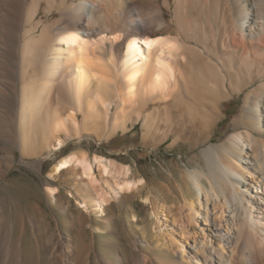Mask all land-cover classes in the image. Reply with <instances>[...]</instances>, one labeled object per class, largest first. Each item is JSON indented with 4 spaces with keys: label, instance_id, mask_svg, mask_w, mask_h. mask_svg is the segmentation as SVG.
I'll return each instance as SVG.
<instances>
[{
    "label": "bare ground",
    "instance_id": "1",
    "mask_svg": "<svg viewBox=\"0 0 264 264\" xmlns=\"http://www.w3.org/2000/svg\"><path fill=\"white\" fill-rule=\"evenodd\" d=\"M170 1L0 0V104L9 109V131L0 129V146L19 148L20 161L42 172L43 155L58 145L62 148L67 138L81 139L89 132L100 140L110 138L142 117L148 139L158 142L174 135L175 144L186 130L175 110L184 105L192 118L199 115L202 129H207L202 137L205 142L222 116V102L250 89L242 113L234 119L245 129L203 150L207 166L189 170L187 175L197 194L187 197L183 205L189 207L193 220L203 216L209 221L210 205L223 209L226 217L211 220L207 237L211 243L232 245L231 252L226 255L213 244L196 245L197 250L189 245L190 256H186L171 239L165 244L179 251V260L174 256L169 261L155 260L138 250L131 262L198 264L195 258L203 264H264V139L256 135L264 137V0H242L237 20L229 21L231 28L216 26L214 35L205 31L202 48L197 33L189 34L182 25L179 28L186 31L182 36L163 34L171 25L164 12V4L169 6ZM179 18L174 22L179 23ZM190 25L188 31L194 28ZM256 81L260 83L254 88ZM7 158L5 169L0 164L1 178L16 159L14 152ZM78 162L91 172L86 154L83 158L72 154L56 163L54 174ZM99 163L105 175L129 177V169L122 172L111 160L102 157ZM245 171L253 175L252 180ZM137 182L127 181L126 187L133 188ZM46 189L58 201L59 190ZM106 194L102 193L104 201ZM149 197L159 213L155 194ZM83 203L81 213L92 210V201ZM64 210L69 212V205ZM40 221L34 215L24 218L20 234L15 235L0 205V264H29L24 235L37 233ZM63 241L60 254L59 246L54 247L37 264L50 260L51 264L130 263L119 253L108 263L93 253L83 256L79 235L74 241Z\"/></svg>",
    "mask_w": 264,
    "mask_h": 264
},
{
    "label": "rangeland",
    "instance_id": "2",
    "mask_svg": "<svg viewBox=\"0 0 264 264\" xmlns=\"http://www.w3.org/2000/svg\"><path fill=\"white\" fill-rule=\"evenodd\" d=\"M175 2L170 1L169 6L164 4L165 16L171 25L163 34L182 36L186 31L197 33L198 45L202 48L201 38L204 32H211L214 35L216 26L225 28L229 26L231 19L230 24L235 22L241 12L240 7L243 1L181 0ZM178 18L181 20L175 23L174 21ZM186 23L188 27L193 23V26L190 25L194 27L192 31H188ZM181 25L186 31L182 32L179 28ZM259 83L256 81L254 88ZM249 90L236 93L222 102V116L213 128L211 139L205 142L202 137L207 133V129H202L199 115L196 114L198 118H192L188 107L184 105L180 110H175L176 119H179L186 129L183 138L175 144L173 143L174 135L158 142L148 139L150 137L142 117L131 121L128 128L119 130L110 138L100 140L91 132L85 133L81 139L74 136L65 137L67 139L62 148L58 145L51 152L43 155L42 172L26 161H20L22 155L19 148L6 143L5 146H0V164L4 169L9 165L7 158L9 154L14 152L16 158L6 171L5 177H0V205L3 204L5 208L10 226H14V234H20L24 218L31 215L41 218L37 233L32 234L27 231L24 235V250L28 263L37 264V259L41 256H50L54 247L59 246L56 250L60 254V241L64 240V244L68 240L74 241L76 235L83 240L81 246L79 244L84 251L83 256L93 253L105 263L113 261L119 253L124 254L129 264H132L131 258L138 250L155 260L162 257L169 261L173 256L179 260V251L165 244L171 239L181 245L179 249L184 251L186 256H190V246L197 250L196 245L211 247L212 244L215 248L221 247L223 253L228 255L231 252L229 250L233 249L232 245L228 246L225 242L219 244L218 240L211 243L207 237L211 220L212 222L221 221L226 217V213H222L223 209H215L214 205H210L209 221H206L203 216L193 220L189 214L191 210L189 207L183 208V205L187 197H195L197 194V189L187 175L189 170L203 169L207 166L203 150L211 144H220L233 132L245 129L242 124H235L234 119L242 113ZM5 106L0 104V118L4 117L3 120L0 119L3 124L0 129L4 131L9 129L7 119L9 109ZM256 135L259 140L264 139L258 132ZM72 154H78L82 158L86 154L92 165L91 172L86 171L83 162H78L62 173L54 174L56 163ZM102 157L105 161L111 160L119 169H122V172L129 169V177L105 175V168L99 163ZM245 174L248 179H253L249 171H245ZM127 181L138 182L135 187L129 189L126 187ZM111 184L114 189L110 186ZM48 186L59 190L58 201L52 193L47 191ZM7 191L12 194L9 196ZM104 191H107L106 201L102 195ZM153 193L158 202L159 213L157 214L149 197ZM11 196L15 201H12ZM94 197L98 199L97 202ZM84 201H92L94 205L89 212L81 213V210L85 209ZM14 202L18 204L14 205ZM98 202L106 210L100 208L101 205ZM66 205H69V212L64 210ZM251 210L254 214L256 213L255 208L252 207ZM45 214L48 215L47 219L43 217ZM91 242H93L92 247L88 246ZM193 261L203 264L195 258ZM51 263V260L48 261V264Z\"/></svg>",
    "mask_w": 264,
    "mask_h": 264
}]
</instances>
